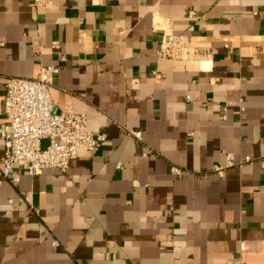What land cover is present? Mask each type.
<instances>
[{
    "label": "crops",
    "instance_id": "crops-1",
    "mask_svg": "<svg viewBox=\"0 0 264 264\" xmlns=\"http://www.w3.org/2000/svg\"><path fill=\"white\" fill-rule=\"evenodd\" d=\"M43 65L105 140L0 173V264H264V0H0V126L9 77ZM229 153L255 161L220 175Z\"/></svg>",
    "mask_w": 264,
    "mask_h": 264
},
{
    "label": "built area",
    "instance_id": "built-area-1",
    "mask_svg": "<svg viewBox=\"0 0 264 264\" xmlns=\"http://www.w3.org/2000/svg\"><path fill=\"white\" fill-rule=\"evenodd\" d=\"M186 42L184 35L165 31L157 54L162 58H178ZM53 46L57 47L58 41H54ZM59 71V66L43 65L36 78L11 76L7 80L5 121L0 126V135L5 142L0 173L13 182L20 180L19 173L12 171L15 163L26 166L30 175L39 174L48 167L65 172L70 161L78 155L80 147L93 151L105 140L104 135L88 129L84 113L56 111L50 88L54 75ZM134 135L140 137L141 133L135 131ZM254 161L255 158L251 156L236 161L234 155L229 153L225 165H217L214 170L223 175L227 167ZM171 171L177 175L183 173L177 166H173Z\"/></svg>",
    "mask_w": 264,
    "mask_h": 264
},
{
    "label": "rangeland",
    "instance_id": "rangeland-1",
    "mask_svg": "<svg viewBox=\"0 0 264 264\" xmlns=\"http://www.w3.org/2000/svg\"><path fill=\"white\" fill-rule=\"evenodd\" d=\"M44 145L46 144V141H44V143H43Z\"/></svg>",
    "mask_w": 264,
    "mask_h": 264
}]
</instances>
